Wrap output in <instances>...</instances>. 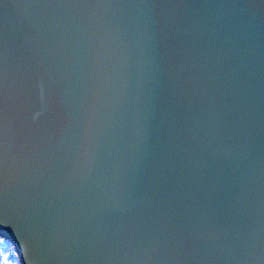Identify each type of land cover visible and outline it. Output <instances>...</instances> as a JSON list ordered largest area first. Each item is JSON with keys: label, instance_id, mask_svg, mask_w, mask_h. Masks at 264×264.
<instances>
[{"label": "water", "instance_id": "95a60500", "mask_svg": "<svg viewBox=\"0 0 264 264\" xmlns=\"http://www.w3.org/2000/svg\"><path fill=\"white\" fill-rule=\"evenodd\" d=\"M0 235L264 264V0H0Z\"/></svg>", "mask_w": 264, "mask_h": 264}, {"label": "trees", "instance_id": "16d2710c", "mask_svg": "<svg viewBox=\"0 0 264 264\" xmlns=\"http://www.w3.org/2000/svg\"><path fill=\"white\" fill-rule=\"evenodd\" d=\"M22 264L11 240L0 235V264Z\"/></svg>", "mask_w": 264, "mask_h": 264}, {"label": "rangeland", "instance_id": "374dc122", "mask_svg": "<svg viewBox=\"0 0 264 264\" xmlns=\"http://www.w3.org/2000/svg\"><path fill=\"white\" fill-rule=\"evenodd\" d=\"M17 251V250H16ZM18 252V251H17ZM18 256H19V258H20V261H21V257H20V254L18 253ZM10 264H13L12 262H9ZM21 263H22V261H21ZM23 264V263H22Z\"/></svg>", "mask_w": 264, "mask_h": 264}]
</instances>
